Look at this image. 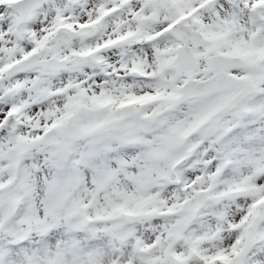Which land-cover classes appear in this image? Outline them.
<instances>
[{
	"label": "snow or ice",
	"instance_id": "1",
	"mask_svg": "<svg viewBox=\"0 0 264 264\" xmlns=\"http://www.w3.org/2000/svg\"><path fill=\"white\" fill-rule=\"evenodd\" d=\"M0 264H264V0H0Z\"/></svg>",
	"mask_w": 264,
	"mask_h": 264
}]
</instances>
